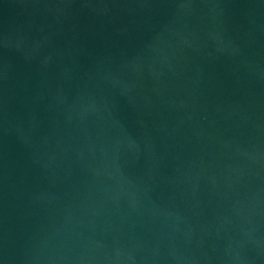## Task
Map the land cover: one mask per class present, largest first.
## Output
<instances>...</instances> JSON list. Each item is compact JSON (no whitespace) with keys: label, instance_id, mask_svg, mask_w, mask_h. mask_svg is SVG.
Masks as SVG:
<instances>
[{"label":"water","instance_id":"water-1","mask_svg":"<svg viewBox=\"0 0 264 264\" xmlns=\"http://www.w3.org/2000/svg\"><path fill=\"white\" fill-rule=\"evenodd\" d=\"M0 264H264V0H0Z\"/></svg>","mask_w":264,"mask_h":264}]
</instances>
